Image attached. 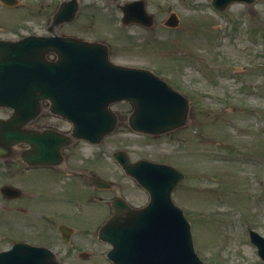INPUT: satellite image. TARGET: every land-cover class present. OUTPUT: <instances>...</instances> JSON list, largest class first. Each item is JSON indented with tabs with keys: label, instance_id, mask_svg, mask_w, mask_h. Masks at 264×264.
I'll return each instance as SVG.
<instances>
[{
	"label": "rangeland",
	"instance_id": "obj_1",
	"mask_svg": "<svg viewBox=\"0 0 264 264\" xmlns=\"http://www.w3.org/2000/svg\"><path fill=\"white\" fill-rule=\"evenodd\" d=\"M62 1L0 2V36L50 34L53 26L52 33L100 39L114 61L149 68L183 92L191 107L178 132L135 133L120 121L100 147L127 149L134 158L170 163L185 173L173 198L191 222L204 264H264L248 232L264 235V0L235 2L224 11L211 0H145L155 16L149 28L122 24L120 5L134 0H79L75 19L56 25L52 18ZM171 12L180 19L177 27L165 25ZM114 107L127 116L126 104ZM10 113L0 108V117ZM15 231L13 219L0 214V250L11 245ZM52 245L58 257L68 250L61 241ZM109 249L100 241L93 259L112 264Z\"/></svg>",
	"mask_w": 264,
	"mask_h": 264
},
{
	"label": "water",
	"instance_id": "obj_2",
	"mask_svg": "<svg viewBox=\"0 0 264 264\" xmlns=\"http://www.w3.org/2000/svg\"><path fill=\"white\" fill-rule=\"evenodd\" d=\"M236 1L255 0H212V4L224 10ZM120 7L124 25L153 26L155 17L147 11L145 0ZM79 8V0L62 1L53 23L73 21ZM165 24L176 27L177 14L171 13ZM50 53L57 57L49 59ZM109 53L101 42L69 34L0 39V107L13 110L8 118H0V155L8 156L13 147L26 143L39 150L25 158L42 159L47 148L50 152L41 162H60L61 150L72 138L29 127L40 114L43 100L50 102L53 113L72 123L73 137L94 143L115 131L118 117L111 105L123 100L132 104L129 126L136 132L160 135L186 124V96L150 69L111 62ZM123 153L116 152L117 159L124 166H133L127 169L149 190L150 201L139 210L123 205L101 226L100 238L113 246L108 252L113 264H204L195 250L191 223L172 198L185 174L170 164L146 159L130 164ZM12 189L8 186L5 191ZM250 235L264 259V236L254 229ZM0 264L61 263L45 246L17 242L0 251Z\"/></svg>",
	"mask_w": 264,
	"mask_h": 264
},
{
	"label": "flooded vegetation",
	"instance_id": "obj_3",
	"mask_svg": "<svg viewBox=\"0 0 264 264\" xmlns=\"http://www.w3.org/2000/svg\"><path fill=\"white\" fill-rule=\"evenodd\" d=\"M88 40L106 44L110 59L116 62L108 43L100 39ZM48 57L54 55L49 54ZM122 103L129 108L127 116L114 107ZM41 105L42 113L46 111L47 115L41 114L32 127L70 135L71 123L51 113L48 101H42ZM113 108L117 111L119 122L129 121L132 111L130 103H114ZM53 119L55 121L52 123ZM100 145L74 139L69 146L62 148V158L54 164L41 162L50 152L47 148L42 159L25 158V154L32 155L39 150L26 144L13 147L8 156L0 155V165L5 168L0 169V214L5 213L14 221L16 238L11 244L23 241L45 245L57 254L52 243L61 241L68 250L64 256L58 257L60 261L68 260L70 264H80L78 261L81 260L100 263V260L93 258L97 245L100 241L105 242L100 238V226L103 224L99 223L101 207L105 210L102 213L107 221L123 205L139 210L150 200L148 189L127 169L133 166H123L115 155L116 152H124L130 164L143 157L134 158L127 149L107 151ZM8 186L13 188L11 192L5 191ZM123 216L126 217L127 213ZM36 234L40 235L38 240L33 239ZM74 252L77 254L74 255Z\"/></svg>",
	"mask_w": 264,
	"mask_h": 264
}]
</instances>
